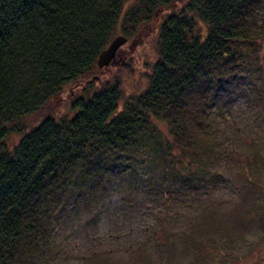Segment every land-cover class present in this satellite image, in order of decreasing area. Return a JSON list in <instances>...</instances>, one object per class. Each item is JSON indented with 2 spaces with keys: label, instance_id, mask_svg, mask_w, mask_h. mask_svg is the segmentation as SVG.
<instances>
[{
  "label": "trees",
  "instance_id": "1",
  "mask_svg": "<svg viewBox=\"0 0 264 264\" xmlns=\"http://www.w3.org/2000/svg\"><path fill=\"white\" fill-rule=\"evenodd\" d=\"M173 3L0 0V264H37L46 256L60 189L101 178L106 161L124 164L127 154L149 148L161 152L168 186L184 164L190 168L182 187L205 181L215 149L207 141L208 95L216 81L228 82L243 52H262L255 50L264 47V0H185L171 12ZM161 9L171 13L160 22L142 93L124 100L119 83L100 88L72 100L69 115L46 116L8 145L10 131L21 132L14 125L41 114L68 84L101 71L98 56L114 37L132 36Z\"/></svg>",
  "mask_w": 264,
  "mask_h": 264
},
{
  "label": "rangeland",
  "instance_id": "2",
  "mask_svg": "<svg viewBox=\"0 0 264 264\" xmlns=\"http://www.w3.org/2000/svg\"><path fill=\"white\" fill-rule=\"evenodd\" d=\"M184 2L174 0L171 12ZM171 12L158 10L132 36L118 33L128 41L117 64L68 84L41 114L14 125L21 132L10 131L8 145L46 116L69 115L72 100L100 88L119 83L124 100L142 93L157 58L160 22ZM251 49L208 95L207 141L215 149L205 181L182 187L190 168L184 164L168 186L162 154L149 148L127 154L124 164L106 161L101 178L60 189L62 199L50 209V252L37 264H264V47L259 54Z\"/></svg>",
  "mask_w": 264,
  "mask_h": 264
},
{
  "label": "water",
  "instance_id": "3",
  "mask_svg": "<svg viewBox=\"0 0 264 264\" xmlns=\"http://www.w3.org/2000/svg\"><path fill=\"white\" fill-rule=\"evenodd\" d=\"M128 39L123 35L116 36L110 44L102 50L98 56L97 66L98 69L103 70L110 66L117 64L116 57L121 46L127 43Z\"/></svg>",
  "mask_w": 264,
  "mask_h": 264
}]
</instances>
